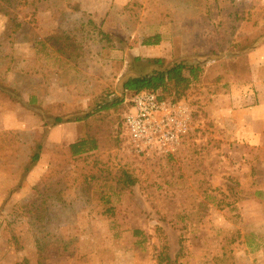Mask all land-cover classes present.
Listing matches in <instances>:
<instances>
[{
    "label": "rangeland",
    "instance_id": "obj_1",
    "mask_svg": "<svg viewBox=\"0 0 264 264\" xmlns=\"http://www.w3.org/2000/svg\"><path fill=\"white\" fill-rule=\"evenodd\" d=\"M157 59L201 71L138 155L122 83ZM263 263L264 0H0V264Z\"/></svg>",
    "mask_w": 264,
    "mask_h": 264
},
{
    "label": "built area",
    "instance_id": "obj_2",
    "mask_svg": "<svg viewBox=\"0 0 264 264\" xmlns=\"http://www.w3.org/2000/svg\"><path fill=\"white\" fill-rule=\"evenodd\" d=\"M130 102L124 124L136 153H175L188 129L184 111L161 101L156 93L137 94Z\"/></svg>",
    "mask_w": 264,
    "mask_h": 264
},
{
    "label": "trees",
    "instance_id": "obj_3",
    "mask_svg": "<svg viewBox=\"0 0 264 264\" xmlns=\"http://www.w3.org/2000/svg\"><path fill=\"white\" fill-rule=\"evenodd\" d=\"M161 43V37L159 35L146 39L142 45L146 47L158 46ZM140 61V59H136ZM153 62L159 66L158 70L153 71L150 74L143 76L129 77L125 79L122 83L123 93L126 94H143V93H171L174 91L176 94V99L173 102L179 101L183 96V93L189 88L192 80H197L201 69L199 67H188L186 64L178 63L171 67L164 68V61L161 59L148 61ZM188 71L190 77L185 76V72ZM8 96L16 98L14 94L4 91ZM164 98V97H163ZM19 101V99H17ZM116 101L111 107H115L118 103ZM120 102H123L120 101ZM110 106L104 105L100 111L111 108ZM88 115L85 119H87ZM79 122L84 121V119L78 120ZM66 122L60 118L56 117L54 119V126L63 125ZM88 141L82 140L70 146V150L73 156H82L87 151ZM42 147L39 146L37 152L31 158V168L40 161Z\"/></svg>",
    "mask_w": 264,
    "mask_h": 264
},
{
    "label": "crops",
    "instance_id": "obj_4",
    "mask_svg": "<svg viewBox=\"0 0 264 264\" xmlns=\"http://www.w3.org/2000/svg\"><path fill=\"white\" fill-rule=\"evenodd\" d=\"M264 264V263H263Z\"/></svg>",
    "mask_w": 264,
    "mask_h": 264
}]
</instances>
